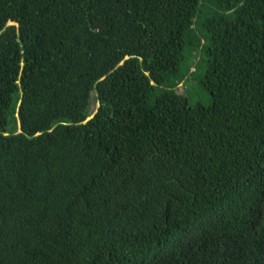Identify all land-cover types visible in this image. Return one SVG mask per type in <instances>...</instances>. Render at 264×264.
<instances>
[{
	"label": "trees",
	"instance_id": "16d2710c",
	"mask_svg": "<svg viewBox=\"0 0 264 264\" xmlns=\"http://www.w3.org/2000/svg\"><path fill=\"white\" fill-rule=\"evenodd\" d=\"M0 264H264V0H0Z\"/></svg>",
	"mask_w": 264,
	"mask_h": 264
},
{
	"label": "rangeland",
	"instance_id": "374dc122",
	"mask_svg": "<svg viewBox=\"0 0 264 264\" xmlns=\"http://www.w3.org/2000/svg\"><path fill=\"white\" fill-rule=\"evenodd\" d=\"M179 92H183V87L179 88ZM191 96L195 102H203L204 104L211 103L210 93L200 84L196 82H191ZM96 105L91 106V111L93 114L96 111Z\"/></svg>",
	"mask_w": 264,
	"mask_h": 264
},
{
	"label": "bare ground",
	"instance_id": "6f19581e",
	"mask_svg": "<svg viewBox=\"0 0 264 264\" xmlns=\"http://www.w3.org/2000/svg\"><path fill=\"white\" fill-rule=\"evenodd\" d=\"M198 16V15H197ZM201 59V58H200ZM171 86V85H170Z\"/></svg>",
	"mask_w": 264,
	"mask_h": 264
}]
</instances>
